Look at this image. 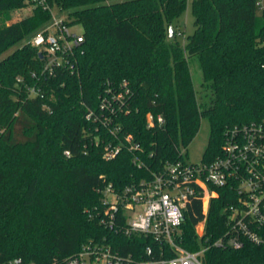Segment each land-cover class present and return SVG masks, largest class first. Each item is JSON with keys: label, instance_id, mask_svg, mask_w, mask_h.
<instances>
[{"label": "trees", "instance_id": "trees-1", "mask_svg": "<svg viewBox=\"0 0 264 264\" xmlns=\"http://www.w3.org/2000/svg\"><path fill=\"white\" fill-rule=\"evenodd\" d=\"M32 3L31 14L8 22L13 9ZM188 4L195 29L183 45L170 38L169 27ZM54 5L68 10V24L83 27L78 73L59 72L49 84L50 98H29L17 78L29 82L30 72L41 68L38 48L23 44L0 60V262L22 257L48 264L76 254L90 239L131 243L100 222L106 184L121 190L184 158L203 117L210 123L203 161L221 153L228 129L264 123V10L258 0H0V54L49 20ZM193 60L203 76L201 94ZM124 81L129 112L115 120L142 148L125 147L106 159L86 115L108 86L121 90ZM148 112L162 114L164 125L148 127ZM211 188L207 213L201 199L188 202L182 232L191 250L223 233L225 207L235 200L234 187ZM203 260L264 264V247L211 245Z\"/></svg>", "mask_w": 264, "mask_h": 264}, {"label": "built area", "instance_id": "built-area-1", "mask_svg": "<svg viewBox=\"0 0 264 264\" xmlns=\"http://www.w3.org/2000/svg\"><path fill=\"white\" fill-rule=\"evenodd\" d=\"M258 3L264 10L263 0ZM83 41V30L73 31L65 19H56L52 29L33 36L28 43L42 54L41 68L30 72L29 82L22 76L17 78L27 97L50 98L49 84L59 72L78 73ZM121 86V90L108 86L99 96L97 107H88L86 115L96 124L94 141L102 146L106 159L116 157L125 147L131 151L142 148L133 134L115 120L129 112L126 98L130 89L126 81ZM44 107L50 109L47 103ZM146 122L148 127H161L165 118L148 112ZM65 154L71 155L69 150ZM227 185L235 188V200L225 207L223 233L197 250L185 247L182 224L188 202L201 199L207 213L215 195L211 187ZM102 192L100 222L108 230L131 239V243L116 240L113 245L106 239H90L76 254L48 264H205L203 254L211 245L240 249L252 243L264 247V123L228 129L221 153L209 161H167L150 179L121 190L106 184ZM199 232L201 238L203 229ZM0 264L38 263L15 257Z\"/></svg>", "mask_w": 264, "mask_h": 264}, {"label": "rangeland", "instance_id": "rangeland-1", "mask_svg": "<svg viewBox=\"0 0 264 264\" xmlns=\"http://www.w3.org/2000/svg\"><path fill=\"white\" fill-rule=\"evenodd\" d=\"M264 2V0H263ZM34 5L28 4L22 8H16L11 11V19L8 21L9 23L17 21L22 17L29 15L33 12ZM260 12V11H259ZM56 19H65L68 20V10L61 9L59 6L54 5L52 8V16L49 20L42 23L38 28L30 32L26 37L8 48L5 52L0 54V60L8 56L12 53L15 49L22 46L23 44H28V42L35 36L37 33L42 32L46 29H52L53 24L55 23ZM174 36L170 37L175 38L177 37L178 40L184 45L186 42V38L189 34L193 33L195 29L194 25V16L191 13L190 4H188L187 9L180 15V17L175 21L174 24ZM71 29L76 32H82L83 27L80 24H72ZM191 71L193 75L194 85L198 92L201 94L203 91L202 87V72L199 68V65L196 60L191 62ZM210 134V123L207 118L201 119V125L198 133L189 144L184 154V159L188 161H201L203 159V155L208 144ZM199 231L202 229L199 227Z\"/></svg>", "mask_w": 264, "mask_h": 264}, {"label": "water", "instance_id": "water-1", "mask_svg": "<svg viewBox=\"0 0 264 264\" xmlns=\"http://www.w3.org/2000/svg\"><path fill=\"white\" fill-rule=\"evenodd\" d=\"M169 36L170 37L174 36V26L173 25H170V27H169ZM39 56L42 57V54L39 53Z\"/></svg>", "mask_w": 264, "mask_h": 264}]
</instances>
